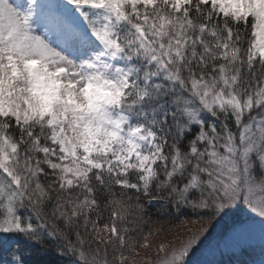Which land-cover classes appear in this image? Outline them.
Masks as SVG:
<instances>
[{
  "label": "snow or ice",
  "instance_id": "snow-or-ice-1",
  "mask_svg": "<svg viewBox=\"0 0 264 264\" xmlns=\"http://www.w3.org/2000/svg\"><path fill=\"white\" fill-rule=\"evenodd\" d=\"M257 241L264 0H0V264H194Z\"/></svg>",
  "mask_w": 264,
  "mask_h": 264
},
{
  "label": "rangeland",
  "instance_id": "rangeland-1",
  "mask_svg": "<svg viewBox=\"0 0 264 264\" xmlns=\"http://www.w3.org/2000/svg\"><path fill=\"white\" fill-rule=\"evenodd\" d=\"M193 219H195V218H193ZM184 220H186V218H180V219L172 220L171 222H168L167 220H164L163 226L166 229L165 235L168 234V230H170L172 233H175L177 231L186 232L189 229H192L193 225H191V224L185 225V224L182 223V221H184ZM230 221L231 220L229 219L225 223L219 224V225H217L215 227V229L212 231L211 236L209 237L210 242L208 243V247H211V248L215 249L216 245L219 244L221 249L224 248V242L221 240V235H222L223 231L225 230L224 228H226V225L228 223H230ZM213 237L216 238V239L214 240ZM255 246H259L258 241L254 244V247ZM208 247H206L203 250V256L198 254L194 258V264H200V261L202 259L219 261V260H221L223 258L232 256V255L239 257V255L245 251V250L244 251H236V252L233 253V252L225 249L224 255L221 256L219 250H216L214 254H211L209 252V250H208Z\"/></svg>",
  "mask_w": 264,
  "mask_h": 264
},
{
  "label": "trees",
  "instance_id": "trees-1",
  "mask_svg": "<svg viewBox=\"0 0 264 264\" xmlns=\"http://www.w3.org/2000/svg\"><path fill=\"white\" fill-rule=\"evenodd\" d=\"M181 218H185V217H181ZM162 223L164 224V221H162Z\"/></svg>",
  "mask_w": 264,
  "mask_h": 264
}]
</instances>
